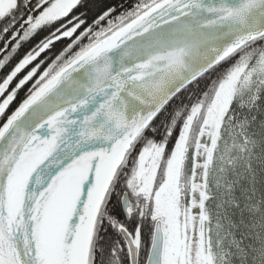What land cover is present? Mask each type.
<instances>
[{
	"label": "water",
	"instance_id": "obj_1",
	"mask_svg": "<svg viewBox=\"0 0 264 264\" xmlns=\"http://www.w3.org/2000/svg\"><path fill=\"white\" fill-rule=\"evenodd\" d=\"M262 34L264 0H164L48 80L29 116L0 133V193L26 221L10 241L20 264L37 255L43 264H86L91 223L80 218L71 245L65 231L89 175L92 201L94 189L107 191L134 122L146 125L161 100ZM163 246L162 229L153 264ZM11 259L0 253V264Z\"/></svg>",
	"mask_w": 264,
	"mask_h": 264
},
{
	"label": "snow or ice",
	"instance_id": "obj_2",
	"mask_svg": "<svg viewBox=\"0 0 264 264\" xmlns=\"http://www.w3.org/2000/svg\"><path fill=\"white\" fill-rule=\"evenodd\" d=\"M47 2L48 0H45V3L41 4L40 0H7L6 5L0 7V32L7 35H12L15 32L17 38L23 37L27 42V47L18 45L17 49L13 50L14 52L18 51L14 59L0 53V132L9 129L14 121L19 122L28 117L32 112L34 101L52 83V81H48L39 90H33L37 78L43 79L47 75L43 68L38 69L36 66L40 64L43 56H46L52 50V47L58 43L54 40L51 46L45 45L44 48L37 50V46L40 45L41 41L56 33L57 30L65 31L68 27L65 21H72L77 28H80L81 25L87 28L90 23L98 19L104 20L116 11H110L111 4L108 0H73L71 11L67 15L59 19L54 17H50L48 20L36 19L40 17L47 6ZM33 20L36 22L33 23ZM29 25H31V29L26 31ZM78 34V32H73L70 35L61 36L59 42L62 43L67 40L70 44ZM64 47H68V44H65ZM34 50H36L35 55H33ZM225 63L227 62H222V66ZM21 93H23V96H21ZM159 105H162V107L147 121L146 125L144 122H134L132 125L129 135L131 143L125 153L127 161L126 163L122 162L124 169L122 173L124 176L123 181L114 179L107 191L103 189L96 191L94 189V198L89 201V188L94 182V176L89 175L88 181L84 184V191L77 204L76 212L68 221L65 231L67 244L71 245L81 235L84 222L80 218L84 217V220L89 221L92 225L93 236L97 235V224L100 225L101 231L108 236L110 241L107 250L109 264H153L156 234L164 229L165 225L164 221L156 217L155 214L146 217L143 209L139 206L140 188L138 186L143 184L141 169L144 166V158L141 153L147 151L146 146L155 140L164 142L166 153L171 155L177 148L181 131V128L177 127L171 134L166 132L167 141H165V137L158 135V129L155 125L158 123L159 116L164 108L168 107V103L161 100ZM136 132H140V135L132 139ZM125 144L127 145L128 142L125 141ZM123 147L124 145L120 147L121 151H123ZM129 176L132 179H129ZM121 183L124 187L117 191L116 189L120 188ZM97 199L99 204L96 203ZM206 199H210V197H206ZM133 203H135L134 212L132 210ZM235 206L240 208L239 202ZM242 213L243 209L241 208ZM23 217V210L9 203L8 193L6 191L0 193V236L5 234L7 236V239H0V253L5 251L11 253L10 264H20L16 259L14 245L10 241L13 232L26 226ZM145 220L149 221L148 225L144 223ZM241 223H243V220H241ZM257 238L259 239V233H257ZM242 244L243 239L237 243L240 256L234 258L246 260L248 259V250ZM104 251V247L101 246L99 253L93 255L91 241H89L86 264H104L100 255ZM251 251L256 253L260 250L253 248ZM252 259L256 260V255H253ZM36 264H43L38 255ZM160 264H199V261L189 260L187 257H178L173 261L168 254L162 253Z\"/></svg>",
	"mask_w": 264,
	"mask_h": 264
},
{
	"label": "trees",
	"instance_id": "obj_3",
	"mask_svg": "<svg viewBox=\"0 0 264 264\" xmlns=\"http://www.w3.org/2000/svg\"><path fill=\"white\" fill-rule=\"evenodd\" d=\"M146 1L148 0H108V2L111 4L110 11L116 10L112 16L116 18V20L113 21V18V20L111 19L110 22H106V28L104 31L106 30L109 32L119 21L129 18L130 13L137 7L142 6V4ZM40 2L42 4L41 0ZM50 2L51 0H48L47 5H49ZM95 22H92L91 25H93ZM4 35H6V38L9 37V35L5 33ZM261 38L259 37L254 39L250 44H256L261 40ZM250 44H247V48L250 46ZM57 45L59 44L57 43L54 47H52V50L48 53L54 51ZM21 47H27V42L25 41ZM240 54V51H238L227 57L214 68L197 77L182 90H180L168 102V107H165L159 116V121L155 125V127L158 129V135L165 137V141H167L168 137L165 136L166 132L171 134L177 127L183 128V126H187L189 127L193 144L204 117L203 110L205 109L207 103L209 104L212 102V98L216 95L217 88L219 87L218 84L226 74L224 69L229 67L235 61L236 57L240 56ZM224 61L227 63L223 64L222 66V62ZM42 62L46 63L44 60H42ZM21 96H23V93H21ZM236 102L237 101L233 103V108L242 106L244 108L242 111H245L240 112L239 114L241 120L240 136H250L251 139L252 137L254 139L255 146H250L249 148L254 154L251 159H264V144L262 145V142L264 143V97L260 102L248 104L247 107L238 103L235 104ZM158 142L159 141L153 140L150 144L158 146ZM160 143L162 144L164 142ZM167 159H169V156ZM122 170L123 166L121 169H119V173L116 177V179L121 181L124 177L122 175L124 170ZM262 171L264 174L263 166L254 173L253 169L250 168V171L243 173L247 177L246 179L240 181L238 186H236V184L233 182L231 176L225 187L223 189L221 188L222 195L218 198V200H221L219 205H221L224 200V202L234 200L244 204L240 208L232 206V209H227L224 212L222 210L225 217V221L223 222L225 223L224 226L227 228V230H230L236 234V237H233L234 239H237L238 241L243 239V243L249 246H245V249L248 250V254H251V257L249 256V258H252L253 255H256L257 259L254 260V264H264V255H262V253H264V246H261V242H258L257 238V233L260 232L259 238L262 240V242L264 240V175L262 176ZM250 174L252 175L250 176ZM129 179H132V177L129 176ZM259 182L261 183L259 184ZM123 187L124 185L121 183L120 188L116 190L120 191ZM139 199L145 209L144 215L146 217L151 215L154 204H150V195H148L147 192L142 189V193L139 194ZM217 206L218 205H216V207ZM218 207L220 208V206ZM241 208L243 209L242 214ZM155 216L161 217L160 214H155ZM241 220H243V223H241ZM144 223L148 225L149 221L145 220ZM96 233L97 235L94 236L93 240L92 253L93 255L99 253L100 247L103 246L105 251L100 253V255L104 261V264H109V256L107 251L108 247L110 246L109 238L101 231L100 225ZM253 248L260 251L253 253L251 251ZM243 262L246 263L247 259H243Z\"/></svg>",
	"mask_w": 264,
	"mask_h": 264
},
{
	"label": "rangeland",
	"instance_id": "obj_4",
	"mask_svg": "<svg viewBox=\"0 0 264 264\" xmlns=\"http://www.w3.org/2000/svg\"><path fill=\"white\" fill-rule=\"evenodd\" d=\"M6 3H7V0H0V7L5 6ZM72 3H73V0H51L49 5H47L44 8L43 12L40 14V17H37L36 19L43 18L44 20H48V18L50 17H54V18L60 17L61 15H64V12L66 9L68 11L71 8ZM155 5L156 3L152 0H148L144 2L142 6H139L135 9V17H136L135 19L146 14ZM35 22L36 21L33 20V23ZM30 29H31V26L29 28V31ZM115 30L119 31L116 28ZM14 33L15 32H13V34ZM52 41L54 40H51V42ZM47 43H48V40L45 41V44ZM42 48L43 46L41 44L37 46V50L42 49ZM35 51L36 50L33 51V55H35ZM257 52H259L258 55L256 56L257 59L254 60L252 65L247 68L244 76L242 77L239 85L236 88L237 89L236 95L239 96L241 100L247 101V102L253 101L257 99L258 97H259L258 100L259 99L262 100L264 97V95H261V97L259 95L260 92H264V47L259 48V49H254L252 53L255 54ZM243 70H244V64L237 65L228 74V77L225 79V81L235 83L238 80L240 73ZM221 103L222 102L220 101L219 103H217V105H221ZM237 113H238L237 108H234V116H237ZM213 114H214V111L211 113L209 120L211 122H216L215 118H213ZM217 121H219V119ZM232 122L233 121H231L229 124L231 125ZM234 128H235V124H234ZM208 135H209V127L206 126L205 131H202L199 137L201 138V140H206ZM238 138H239L238 141H236L234 144L231 143L230 141L227 143L226 142L224 143L223 150H222V157H221L220 149L217 155L214 142H212L213 145H211L210 143L208 148L206 147V144L204 143H202L199 146V150L202 153H204V149L207 148L208 150L207 162H217V165L211 174L210 185L212 189H219L221 187L223 189L226 183L228 182V180L231 178V176H232L233 182L236 184V186H238L240 182L239 180H237L236 177H238L240 173L243 174L247 171H250V168L246 166V162H244V160L249 159V156L251 159V157L254 156L253 151L249 149V144L247 140L241 141V136H239ZM263 144L264 143L262 142V145ZM253 146H255V143H253ZM261 173L263 176L264 175L263 171ZM167 178L172 179L170 175H168ZM153 180L154 179H151L149 184H151ZM260 183L261 182H259V184ZM224 201L220 205V209H222L223 212L227 210V207L225 205L226 202ZM163 213L167 216V218H169L168 212H163ZM224 221H225V217H224ZM176 222H177V225L179 226V229L175 230L173 234V240L175 241V243L178 241V239L181 237L183 233V225H184L183 210L180 211V216L176 218ZM220 223L222 224L221 220H220ZM235 240L237 239H234V238L230 240L227 239L228 245L234 246ZM258 242H261L262 247L264 246V240L262 242V240L259 238Z\"/></svg>",
	"mask_w": 264,
	"mask_h": 264
},
{
	"label": "flooded vegetation",
	"instance_id": "obj_5",
	"mask_svg": "<svg viewBox=\"0 0 264 264\" xmlns=\"http://www.w3.org/2000/svg\"><path fill=\"white\" fill-rule=\"evenodd\" d=\"M10 43L13 44L14 42H8V44H5V50H8L7 48H9ZM82 46L84 45L78 46L75 52L78 51ZM50 59L51 56L47 58V60ZM220 99L221 96L215 100L213 107V118H215L216 122H211L210 120H208L204 127V131L206 126L209 127V135L207 139L201 140L202 143L206 144V147H208L210 143L211 145H213L212 142H214V140L216 139L215 131L217 129V120L219 118H222L227 110V103H225V101H222L221 105H217V103L220 102ZM207 168L208 165L206 164L205 167L200 170V164L198 162L197 164H195L194 171L196 173H200L202 176L203 174L206 175V173L208 172ZM197 209L199 210L197 211ZM211 224L212 223H209L208 221V217L206 216L204 207H194L193 204H190V218L185 222V227L183 229L181 237L175 243V241L173 240V236L168 234L165 253L168 254L173 261L178 257H187L189 260H198L199 264H240L241 260V264H245V262H243V258H234L240 256L239 249L236 248V240L234 242V246L231 245L230 247H228L227 251H225L224 248L218 251L216 250V248L213 246V240L214 237L218 238V234L216 231L219 230V226L212 224L214 227L212 228ZM220 232L225 237L228 235L223 230H221ZM243 244L244 245L242 246L244 248L245 246L249 247L247 244ZM173 253L174 255H172ZM250 255L251 254H248V259Z\"/></svg>",
	"mask_w": 264,
	"mask_h": 264
},
{
	"label": "bare ground",
	"instance_id": "obj_6",
	"mask_svg": "<svg viewBox=\"0 0 264 264\" xmlns=\"http://www.w3.org/2000/svg\"><path fill=\"white\" fill-rule=\"evenodd\" d=\"M59 40H60V38L58 39V42H59ZM244 108L242 107V106H238L237 107V127H238V131H239V129H240V126H241V120H240V112H245V111H242ZM220 128L222 129V130H231V132L232 131H234V124H233V122L231 123V125H230V127H226V126H224V125H221L220 126ZM250 159V158H249ZM249 159H246V160H244V162H246V166L248 167V168H251V169H253V173L254 172H256L259 168H261L262 166L264 167V159H251V160H249ZM252 174H250V176H251ZM249 176V177H250ZM246 177L247 176H245L244 174H239L238 175V177H236L237 178V180H239V182L240 181H242V180H244V179H246ZM238 201H234V200H229V201H227L226 203H225V205H226V207H227V209H232V206H235L236 205V203H237ZM239 204H240V207L241 206H243L244 204L243 203H241V202H239ZM212 225V224H211ZM212 228H214L213 227V225H212ZM222 230L226 233H228L230 236H232V237H236V234L235 233H233L232 231H230V230H225L224 228H222ZM245 264H254V260H252V258H249V259H247V262L245 263Z\"/></svg>",
	"mask_w": 264,
	"mask_h": 264
}]
</instances>
